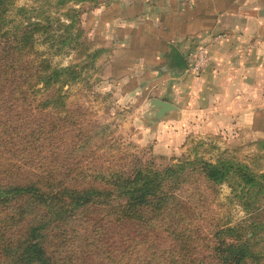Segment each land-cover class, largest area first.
<instances>
[{
	"label": "rangeland",
	"instance_id": "rangeland-1",
	"mask_svg": "<svg viewBox=\"0 0 264 264\" xmlns=\"http://www.w3.org/2000/svg\"><path fill=\"white\" fill-rule=\"evenodd\" d=\"M112 1H0V7L10 6L0 26L39 22L46 31L35 36L36 57L50 61L53 67L72 68L80 76L72 79L68 75L67 111L63 113L67 114L68 123L61 130L56 126L58 120L53 121L56 131H61L51 149H58L57 155L66 157L63 172L69 176L68 182L74 179L73 184L83 188L112 191L110 174L124 179L127 172L132 177L161 174L168 180L164 184L167 189L175 190V182L188 201L199 206L201 220L211 226L219 222L232 229L231 242L251 239L250 244L262 253L258 264H264V137L252 127L231 125L223 108L217 109L215 104L212 109L211 98L195 101L186 110L185 101L180 99L176 103L182 111L161 120L145 117L144 106L155 97L176 100L154 88L146 92L143 78L131 80L136 72L128 57L114 52L112 31L106 27L110 16L102 19V11ZM157 83L158 80L153 85L158 86ZM41 115L34 118L36 127L37 120H49L47 113ZM51 116L61 118L60 113ZM58 160L56 163H61V158ZM219 164L226 165L229 176L214 184L205 177L203 169ZM167 171L170 174L165 176ZM136 184L140 182L133 185ZM128 186L132 185L124 182V187ZM58 212L56 207L45 208L42 198L0 195L2 223L6 216L24 223L39 215L51 219L54 225H62L70 214L60 220L55 215ZM19 214L23 217H17Z\"/></svg>",
	"mask_w": 264,
	"mask_h": 264
},
{
	"label": "trees",
	"instance_id": "trees-1",
	"mask_svg": "<svg viewBox=\"0 0 264 264\" xmlns=\"http://www.w3.org/2000/svg\"><path fill=\"white\" fill-rule=\"evenodd\" d=\"M9 7H0V22ZM4 27L0 26V195L42 198L45 208L60 211L55 214L60 220L68 214L70 218L54 225L39 215L24 223L6 216L5 223L0 220V264L259 263L262 253L251 239L231 242L232 229L201 220L199 206L190 203L175 182V190L167 189L168 180L161 174L132 177L127 172L126 179L110 174L112 191L83 188L73 184L74 179L68 182L63 172L66 157L51 148L68 123L63 114L68 75L80 76L72 68L53 67L36 57L35 36L46 31L39 22ZM54 112L61 118L54 119ZM41 113L49 120H37L36 127L34 118ZM54 120L61 130L56 131ZM60 158L63 164L56 163ZM203 171L214 184L229 176L224 164L208 165ZM124 182L132 186L124 187Z\"/></svg>",
	"mask_w": 264,
	"mask_h": 264
},
{
	"label": "crops",
	"instance_id": "crops-1",
	"mask_svg": "<svg viewBox=\"0 0 264 264\" xmlns=\"http://www.w3.org/2000/svg\"><path fill=\"white\" fill-rule=\"evenodd\" d=\"M101 14L110 16L114 52L136 72L131 80L143 78L146 92L154 88L176 101L154 99L178 112L211 98L231 125L264 137V0H113ZM172 47L188 69L172 67ZM201 53L206 60L196 71Z\"/></svg>",
	"mask_w": 264,
	"mask_h": 264
},
{
	"label": "water",
	"instance_id": "water-1",
	"mask_svg": "<svg viewBox=\"0 0 264 264\" xmlns=\"http://www.w3.org/2000/svg\"><path fill=\"white\" fill-rule=\"evenodd\" d=\"M172 67L178 70L188 69L186 60L175 47H172ZM151 104L157 111L155 117L159 120L177 110L173 104L158 99L152 100Z\"/></svg>",
	"mask_w": 264,
	"mask_h": 264
},
{
	"label": "clouds",
	"instance_id": "clouds-1",
	"mask_svg": "<svg viewBox=\"0 0 264 264\" xmlns=\"http://www.w3.org/2000/svg\"><path fill=\"white\" fill-rule=\"evenodd\" d=\"M142 114L149 119H151L155 116V111L153 110V106L151 104V101L146 102V104L144 106V111Z\"/></svg>",
	"mask_w": 264,
	"mask_h": 264
},
{
	"label": "built area",
	"instance_id": "built-area-1",
	"mask_svg": "<svg viewBox=\"0 0 264 264\" xmlns=\"http://www.w3.org/2000/svg\"><path fill=\"white\" fill-rule=\"evenodd\" d=\"M205 60L206 56L204 55V53H201L196 59L194 69L198 71L203 66Z\"/></svg>",
	"mask_w": 264,
	"mask_h": 264
}]
</instances>
